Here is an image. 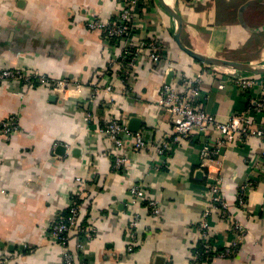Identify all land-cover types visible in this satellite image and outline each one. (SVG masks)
<instances>
[{"label": "crops", "instance_id": "1", "mask_svg": "<svg viewBox=\"0 0 264 264\" xmlns=\"http://www.w3.org/2000/svg\"><path fill=\"white\" fill-rule=\"evenodd\" d=\"M164 1L181 14L187 47L212 57L264 61V0ZM120 5V0H0V70L21 68L68 83L55 88L0 81V258L12 256L3 264H63L65 247L51 240L49 226L69 209L77 191L83 193L82 218L95 226L86 241L90 264H188L201 238L209 173L222 178L221 193L240 226L218 213L211 216L210 234L219 248L239 242L232 256L214 257L209 264H264V136L219 145L221 134L211 128L207 140L219 151L208 166L199 139L181 138L167 156L157 150L172 133V114L159 104L163 83L181 90L183 75L206 70L196 104L223 122L247 111L249 101L261 95L259 87L244 93L228 81L229 67H207L182 50L174 38L177 21L160 0L138 3V31L128 43L155 39L164 58L153 63L145 52L126 87L117 58L121 45L112 46L87 24L115 19ZM108 85L110 94L94 93L96 86ZM11 116L19 130L5 134L1 126ZM133 116L142 120L140 131L151 144L138 151L126 138L118 151L129 161L116 171L109 152L114 146L98 129L110 119L128 125ZM250 116L255 128L264 129L262 114ZM248 179L254 187L247 206L240 207L239 187ZM133 184H142L158 201L159 215L147 200L131 205ZM135 213L141 215L139 245L128 251Z\"/></svg>", "mask_w": 264, "mask_h": 264}, {"label": "built area", "instance_id": "2", "mask_svg": "<svg viewBox=\"0 0 264 264\" xmlns=\"http://www.w3.org/2000/svg\"><path fill=\"white\" fill-rule=\"evenodd\" d=\"M142 0H120V9L115 19H95L88 21V27L91 29H99L104 36L111 41L112 46L121 45V49L117 54V58L122 65L120 78L128 87L127 79L132 75L134 67H136L142 58V55L147 52L146 56L153 63H159L164 58V50L160 43L153 39H142L133 46L128 43L129 40L138 31L137 28V13L136 6ZM124 42L122 45L121 42ZM209 67V65H207ZM206 70L196 77L183 75L185 86L179 90L169 83H163L160 90L159 104L166 108L172 114V133L167 138L162 140L157 145L159 154L167 156V152L172 150L173 145L181 138L199 139L203 142L201 146V156L203 165L208 166V162L218 154L219 145L232 144L234 142L245 141L250 136H264V129L254 127L253 120L250 116V111H255L264 116V74L254 78L252 74L246 72H238L231 70V75L228 81H231L235 86L242 91L259 87L261 95L253 98L248 110L233 116L229 121H219L214 114L204 108L199 107L196 103L197 96L202 93L203 76ZM18 80L27 86L36 82L55 86V88L65 87L67 81L53 79L46 75H40L37 72H30L21 68H5L0 70V81ZM223 84H220V88ZM94 93L104 90L110 94L113 90V85H108L105 88L96 86ZM93 96H95L93 94ZM109 103H113V98L108 99ZM91 118V114L88 115ZM88 117V118H89ZM213 128L220 132L221 136L217 139L219 145L213 146L207 140L208 131ZM1 130L5 134H12L19 130V124L14 116L9 117L2 123ZM98 131L108 138L114 148L111 149L112 167L116 171H124L128 164V157L118 150H121L126 144V138L133 139V149L143 150L150 146L151 142L145 137L142 131L132 133L128 129V125L118 119H110L99 126ZM256 166H260V161H255ZM205 184L208 200L203 206L201 218L198 224L200 230V240L203 248L200 251L193 253L190 256L188 264H209V260L214 257H229L232 256L237 248L238 242L218 249L217 244L213 241L210 234V218L214 213H218L221 218L231 222V226L239 228L238 222L232 220V214L229 211L227 201L221 193L220 176L207 175ZM82 181L81 178H78ZM254 187V180L248 179L240 185L238 191V204L240 207L247 206V200L250 190ZM131 205L147 200L146 203L150 206L153 215H159L161 208L155 198H150L146 194V190L142 184H133L130 188ZM83 193L77 191L72 194L70 202V212L68 215H59L50 224L51 240L65 247L63 254V264H90L86 256V241L94 237L95 226L90 222L84 221L81 215V203ZM141 215L135 213L131 215V220L128 227V251H132L138 247L137 229L140 225ZM75 245L71 248V242ZM205 257V259H201ZM6 256L0 258V264L11 259Z\"/></svg>", "mask_w": 264, "mask_h": 264}, {"label": "water", "instance_id": "3", "mask_svg": "<svg viewBox=\"0 0 264 264\" xmlns=\"http://www.w3.org/2000/svg\"><path fill=\"white\" fill-rule=\"evenodd\" d=\"M163 7L172 14L176 21H177V30L174 34V38L178 44V46L184 50L186 53L191 55L192 57L200 60L201 62L210 65V66H226L232 68L238 72H246L250 74L256 75H263L264 74V63H252V62H245L227 58H220V57H212L207 56L205 54L199 53L189 47H187L181 40V30H182V16L181 14L175 9L169 6L164 0H160ZM142 120L136 116L130 118L128 123V129L133 132L140 131L142 127Z\"/></svg>", "mask_w": 264, "mask_h": 264}, {"label": "trees", "instance_id": "4", "mask_svg": "<svg viewBox=\"0 0 264 264\" xmlns=\"http://www.w3.org/2000/svg\"><path fill=\"white\" fill-rule=\"evenodd\" d=\"M148 40H149V38H148ZM153 40H155V39H153ZM155 41H157V40H155ZM158 42V41H157ZM159 43V42H158ZM248 74H250V73H248ZM253 75V77L254 78H257V77H259V76H261V75H256V74H252ZM251 90V89H250ZM250 90H246V91H243L244 93H248ZM251 104V100L249 101V103H248V105H250ZM82 200L80 199V202H81ZM69 212H70V209H67L66 211H63L62 213H61V215H68L69 214ZM203 248V246H202V242H201V240H199V242H198V246L193 250L194 251V253L195 252H197V251H200L201 249ZM224 248V247H223ZM218 249H222V248H219L218 247ZM202 251V250H201ZM201 259H205V257H202ZM212 259V258H211Z\"/></svg>", "mask_w": 264, "mask_h": 264}, {"label": "rangeland", "instance_id": "5", "mask_svg": "<svg viewBox=\"0 0 264 264\" xmlns=\"http://www.w3.org/2000/svg\"><path fill=\"white\" fill-rule=\"evenodd\" d=\"M258 63H264V61H262V62H258ZM227 69H228V70H234V69H232V68H231V69H230V68H227Z\"/></svg>", "mask_w": 264, "mask_h": 264}]
</instances>
